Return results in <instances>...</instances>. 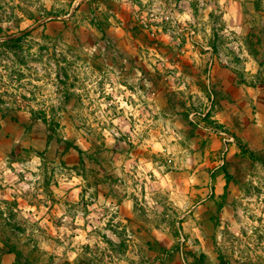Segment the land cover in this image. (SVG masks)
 <instances>
[{"label": "clouds", "instance_id": "clouds-1", "mask_svg": "<svg viewBox=\"0 0 264 264\" xmlns=\"http://www.w3.org/2000/svg\"><path fill=\"white\" fill-rule=\"evenodd\" d=\"M0 264H264V0H0Z\"/></svg>", "mask_w": 264, "mask_h": 264}, {"label": "rangeland", "instance_id": "rangeland-1", "mask_svg": "<svg viewBox=\"0 0 264 264\" xmlns=\"http://www.w3.org/2000/svg\"><path fill=\"white\" fill-rule=\"evenodd\" d=\"M213 220H215V217H213ZM203 259H206V258H204V257H202Z\"/></svg>", "mask_w": 264, "mask_h": 264}]
</instances>
